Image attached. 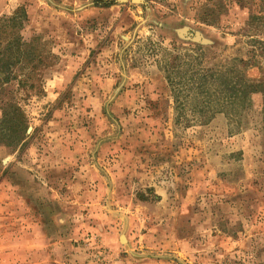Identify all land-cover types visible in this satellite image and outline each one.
Returning a JSON list of instances; mask_svg holds the SVG:
<instances>
[{
	"label": "rangeland",
	"instance_id": "1",
	"mask_svg": "<svg viewBox=\"0 0 264 264\" xmlns=\"http://www.w3.org/2000/svg\"><path fill=\"white\" fill-rule=\"evenodd\" d=\"M18 6L54 59L16 94L24 146L0 134V264H264L263 95L202 116L166 79L201 52L264 80V0H0V16Z\"/></svg>",
	"mask_w": 264,
	"mask_h": 264
},
{
	"label": "trees",
	"instance_id": "2",
	"mask_svg": "<svg viewBox=\"0 0 264 264\" xmlns=\"http://www.w3.org/2000/svg\"><path fill=\"white\" fill-rule=\"evenodd\" d=\"M27 23L24 6H18L9 16H0V134L7 137L9 145L24 146L26 143L27 118L16 97L17 92H39L40 72L54 59L38 36L28 41L23 38L21 32ZM200 53L195 57L184 54L183 58L176 53L170 59L166 79L171 91L175 92L174 103L178 108L192 106V110L202 116L235 115L240 114V109L251 106L253 95L261 94L260 112L264 123V80L250 79L235 65L202 68ZM12 82L16 83V89L6 91L5 87Z\"/></svg>",
	"mask_w": 264,
	"mask_h": 264
}]
</instances>
